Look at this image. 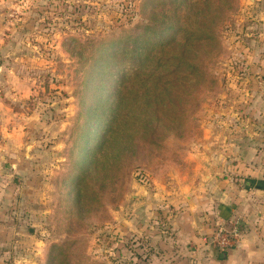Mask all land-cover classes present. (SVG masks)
Returning <instances> with one entry per match:
<instances>
[{
  "label": "rangeland",
  "instance_id": "obj_1",
  "mask_svg": "<svg viewBox=\"0 0 264 264\" xmlns=\"http://www.w3.org/2000/svg\"><path fill=\"white\" fill-rule=\"evenodd\" d=\"M255 16L251 0H0V264L172 249L142 203L200 183L208 135L248 108ZM140 50H155L142 67Z\"/></svg>",
  "mask_w": 264,
  "mask_h": 264
},
{
  "label": "crops",
  "instance_id": "obj_2",
  "mask_svg": "<svg viewBox=\"0 0 264 264\" xmlns=\"http://www.w3.org/2000/svg\"><path fill=\"white\" fill-rule=\"evenodd\" d=\"M251 7L256 16L249 47L240 43L241 50L251 51L248 81L253 95L239 101L244 108L247 101L249 106L237 112L232 124L208 135L205 162H195L205 168L200 183H189L188 188L171 185L167 195L166 189L164 194L151 192L142 203L146 219L160 212L166 219L165 228L157 227L163 235L158 239L172 247L149 257V264H264V0H251ZM1 200L0 191V232H4L11 225ZM232 221L243 224V238L237 248L221 252L210 239L219 224ZM144 226L141 230L148 233V225Z\"/></svg>",
  "mask_w": 264,
  "mask_h": 264
},
{
  "label": "built area",
  "instance_id": "obj_3",
  "mask_svg": "<svg viewBox=\"0 0 264 264\" xmlns=\"http://www.w3.org/2000/svg\"><path fill=\"white\" fill-rule=\"evenodd\" d=\"M244 226L239 221L219 224L210 242L221 252H228L237 248L243 238Z\"/></svg>",
  "mask_w": 264,
  "mask_h": 264
},
{
  "label": "trees",
  "instance_id": "obj_4",
  "mask_svg": "<svg viewBox=\"0 0 264 264\" xmlns=\"http://www.w3.org/2000/svg\"><path fill=\"white\" fill-rule=\"evenodd\" d=\"M139 52H140V56H142V57H139L140 62H138V64H136V65H139L138 67H142L144 64H146V62L148 60H150L151 56L155 53V50H140ZM134 63H136V62H133V66L135 68V64ZM131 79H132V77H131ZM129 81H130V78L129 79H128V77L125 78L124 81H123V83H122V86H121L120 91L118 92L117 95H115L116 98L118 99L117 106H119V107L116 108V110L118 112H115V115H114L115 120L112 121L113 123H112L111 127L109 128V131H108V133H107V135L105 137L106 138L105 143L101 144V146H102L101 148L102 149H104L105 144H107V138H108V136L111 135L114 132V130L118 127V124L120 122V118H121L120 117V114H121L120 106H122V104L125 101V97H124V94L122 95V92L124 93L126 84H128ZM103 141H104V139H103Z\"/></svg>",
  "mask_w": 264,
  "mask_h": 264
}]
</instances>
